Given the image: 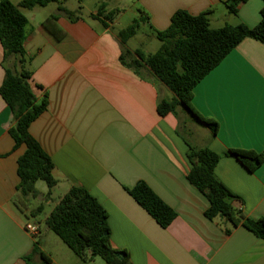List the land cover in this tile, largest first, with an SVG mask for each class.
<instances>
[{
    "label": "crops",
    "instance_id": "obj_1",
    "mask_svg": "<svg viewBox=\"0 0 264 264\" xmlns=\"http://www.w3.org/2000/svg\"><path fill=\"white\" fill-rule=\"evenodd\" d=\"M65 1H51L55 10L48 14L42 8L51 2L22 9L28 19L24 49L30 57V82L35 94H46L48 100L29 126L53 163L57 182L48 194L47 187L36 184L35 198L24 199L16 190L17 159L26 146H15L9 133L12 113L0 95V264H43L39 252L50 258L48 264H105L89 252L79 258L45 225L71 186L85 188L105 209L110 244L125 250L131 264H264V237L241 224L231 227L222 219L207 218L209 201L186 176L191 167L187 142L209 148L220 155L215 176L241 199L236 208L248 218L264 217V161L249 171L226 154L229 149L264 150V44L244 38L195 85L192 105L215 120L217 129L213 133L201 123L204 129L187 125L194 136L191 142L180 132L186 121L180 112L159 115L156 110L159 99L173 96L171 90L148 68L135 73L119 60L122 45L116 24L125 9L100 0L86 15L71 20L57 10L58 5L77 9ZM225 1L132 3L151 31L164 30L179 9L193 15L209 10L213 28L254 26L259 21L262 0L240 3L235 14L228 12ZM79 3L82 8L83 0ZM116 9L112 22L104 19ZM53 14L57 17L51 18ZM129 39L124 47L139 49L129 47ZM4 73L0 44V85ZM138 181L176 212L167 227L127 191ZM27 222L39 225L36 237L24 228Z\"/></svg>",
    "mask_w": 264,
    "mask_h": 264
},
{
    "label": "trees",
    "instance_id": "obj_2",
    "mask_svg": "<svg viewBox=\"0 0 264 264\" xmlns=\"http://www.w3.org/2000/svg\"><path fill=\"white\" fill-rule=\"evenodd\" d=\"M55 0H0V44L2 46V65L4 78L0 85V95L9 107L13 124L9 133L15 146L25 144L26 148L17 159L19 182L16 190L26 199L35 198L38 180L46 183L47 194L56 184L53 177V163L43 151L36 139L29 133L30 124L45 111L48 100L44 94L38 97L30 82L32 71L30 57L24 49V40L28 19L22 9L46 6ZM81 2L82 0H78ZM246 0H226L228 12L235 14L240 3ZM260 9V19L254 26L244 23L224 24L213 28L209 21V10L193 15L186 10H176L164 30H153L161 42L155 52L140 49L130 51L124 47L133 37L144 19L142 14L125 28L117 30L122 49L120 62L135 73L146 67L166 85L173 96L159 99L156 110L159 115L173 113L178 108L186 110L197 122L216 132L215 120L200 115L192 105L193 88L244 38H254L264 44V0ZM104 3L99 5L102 14ZM57 10L71 20L77 19L78 12L68 10L62 5ZM118 9L104 14V19L112 22ZM51 18H56L53 14ZM105 26L108 23L102 20ZM187 158L191 164L187 172L189 182L202 192L209 205L204 214L207 218L222 219L231 227L239 224L258 237H264V217L252 219L245 217L236 203L241 199L232 193L214 174V167L220 155L207 147H195L187 142ZM227 155L235 157L247 170L252 171L264 161V150L257 152L247 149H229ZM129 194L141 205L161 227H167L176 216V212L167 205L144 181H138ZM45 225L54 232L79 258L100 257L107 264H131L125 250L113 248L109 241L107 212L85 188L71 186L60 198L45 218ZM36 252V246L33 248ZM43 264L50 258L39 252Z\"/></svg>",
    "mask_w": 264,
    "mask_h": 264
},
{
    "label": "rangeland",
    "instance_id": "obj_3",
    "mask_svg": "<svg viewBox=\"0 0 264 264\" xmlns=\"http://www.w3.org/2000/svg\"><path fill=\"white\" fill-rule=\"evenodd\" d=\"M98 1L100 2V0H83L82 8L77 7V5L80 4L77 0H66L65 4L71 9L77 8L72 11L78 12L77 13L78 15L79 14L86 15L90 9L96 6ZM132 2L133 0H111V3H110L111 6L125 9V11L122 14H120L118 18V23L116 24L117 28L119 29L125 28L129 24H131L135 19L136 20L139 19V16L141 14L137 10V8L133 5ZM54 10H55L54 2H51L45 8H42V11L45 14H48L49 12H54ZM215 26H218V25H215ZM160 43L161 42L153 35L152 31L149 29V26L147 25L146 20L143 19L142 22L140 23V27L137 30L136 34L129 39L127 45L132 48L136 47V48L148 51V52L149 51L155 52L159 48ZM178 110H179L178 112H180V114H182V116H184V118L186 119V121L183 122V124L185 125L181 124L179 126L180 132L185 136V138L189 139L191 142H194V136L188 132L187 125H195L199 129H204V128L203 126H201L199 122L195 121L186 110H184L183 108H178ZM36 186L37 187H47L46 183L42 180H38L36 182ZM30 202L32 204L33 203L35 204L36 200L31 199ZM52 235H54V237H57V239H59L58 236L54 232H52ZM98 259H100V261H103V259H101L100 257H98ZM103 263L105 262L103 261Z\"/></svg>",
    "mask_w": 264,
    "mask_h": 264
},
{
    "label": "built area",
    "instance_id": "obj_4",
    "mask_svg": "<svg viewBox=\"0 0 264 264\" xmlns=\"http://www.w3.org/2000/svg\"><path fill=\"white\" fill-rule=\"evenodd\" d=\"M24 228L29 232L33 237H36L39 233V225L32 222L25 223Z\"/></svg>",
    "mask_w": 264,
    "mask_h": 264
}]
</instances>
